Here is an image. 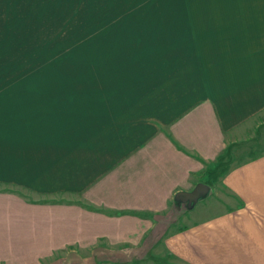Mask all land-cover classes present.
I'll list each match as a JSON object with an SVG mask.
<instances>
[{
	"label": "crops",
	"instance_id": "obj_1",
	"mask_svg": "<svg viewBox=\"0 0 264 264\" xmlns=\"http://www.w3.org/2000/svg\"><path fill=\"white\" fill-rule=\"evenodd\" d=\"M138 3L121 89L67 90L49 59L0 75V264H264V154L177 200L264 118V0Z\"/></svg>",
	"mask_w": 264,
	"mask_h": 264
},
{
	"label": "rangeland",
	"instance_id": "obj_2",
	"mask_svg": "<svg viewBox=\"0 0 264 264\" xmlns=\"http://www.w3.org/2000/svg\"><path fill=\"white\" fill-rule=\"evenodd\" d=\"M138 2L140 0H51L49 7L35 5L34 19L19 18L26 16L19 12L20 5L0 4L2 15L12 11L10 19L0 21V75H25L27 69L49 59L50 75L64 79L67 90H76L79 85L83 90H90L92 82L100 79L99 70L110 73L107 84L121 89L126 72V68L120 67L126 61V11H142L149 7L148 11L157 10V4H153L154 8L147 4L146 8ZM101 65L102 68L97 67ZM246 135L232 144L216 163L206 198L218 195V176L248 158L264 154V118L254 119ZM177 198L180 205L189 206L192 202L184 196ZM57 256L53 255L42 264H61ZM151 260L166 261L159 256Z\"/></svg>",
	"mask_w": 264,
	"mask_h": 264
},
{
	"label": "water",
	"instance_id": "obj_3",
	"mask_svg": "<svg viewBox=\"0 0 264 264\" xmlns=\"http://www.w3.org/2000/svg\"><path fill=\"white\" fill-rule=\"evenodd\" d=\"M207 185L203 182L197 183L195 187L190 192H184L180 193V196H184L185 199L189 200V202H196L198 200V197H200V194L205 195L207 192ZM191 202V203H192ZM189 204V206L191 205Z\"/></svg>",
	"mask_w": 264,
	"mask_h": 264
},
{
	"label": "trees",
	"instance_id": "obj_4",
	"mask_svg": "<svg viewBox=\"0 0 264 264\" xmlns=\"http://www.w3.org/2000/svg\"><path fill=\"white\" fill-rule=\"evenodd\" d=\"M177 200L179 201V199L177 198Z\"/></svg>",
	"mask_w": 264,
	"mask_h": 264
}]
</instances>
